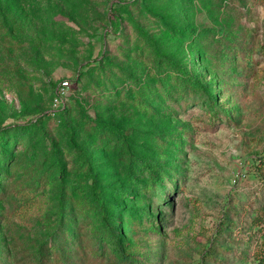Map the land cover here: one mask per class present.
Returning <instances> with one entry per match:
<instances>
[{"label": "rangeland", "instance_id": "374dc122", "mask_svg": "<svg viewBox=\"0 0 264 264\" xmlns=\"http://www.w3.org/2000/svg\"><path fill=\"white\" fill-rule=\"evenodd\" d=\"M93 187L132 264H255L264 0H0V264H123Z\"/></svg>", "mask_w": 264, "mask_h": 264}, {"label": "trees", "instance_id": "16d2710c", "mask_svg": "<svg viewBox=\"0 0 264 264\" xmlns=\"http://www.w3.org/2000/svg\"><path fill=\"white\" fill-rule=\"evenodd\" d=\"M177 68H178L177 69L178 72L176 73V76L180 77L181 79L180 88L187 92H193L194 95L195 93L199 92L201 93V97L204 99V101L208 100L207 102H209V104H212V100L209 99V97H206V88H205L206 84L200 83L196 76L189 73L186 69H183V67L177 66ZM63 109L59 110V112L63 111ZM151 174L153 176L152 182L154 184L157 183L156 178H154L155 177L154 173L152 172ZM91 190H92L91 194L93 197L94 204L98 208L102 209L101 217L104 218V222H105L106 229H107V232L101 234V236L97 239L96 248L92 249L94 260H96L97 256H99L100 254L99 249L101 248V246H109L119 252L118 254L122 260L121 263L132 264L134 262L133 259L128 257L129 255L124 254L121 249L120 235L118 231L112 225L111 221L108 219L107 214L103 210V197L101 196L97 188L93 187ZM257 223H259V221ZM55 243H57L56 240L53 242V244ZM124 257L127 259H125ZM254 261H255V264H264V241L260 242L259 246H257V249L254 252Z\"/></svg>", "mask_w": 264, "mask_h": 264}, {"label": "built area", "instance_id": "2783aa9c", "mask_svg": "<svg viewBox=\"0 0 264 264\" xmlns=\"http://www.w3.org/2000/svg\"><path fill=\"white\" fill-rule=\"evenodd\" d=\"M69 87V81L63 80L55 88L54 95L51 100V115H54L59 110L63 109L66 106V95L67 88Z\"/></svg>", "mask_w": 264, "mask_h": 264}]
</instances>
